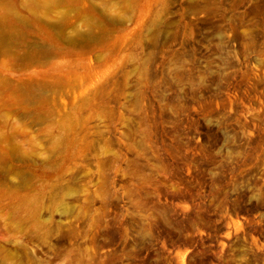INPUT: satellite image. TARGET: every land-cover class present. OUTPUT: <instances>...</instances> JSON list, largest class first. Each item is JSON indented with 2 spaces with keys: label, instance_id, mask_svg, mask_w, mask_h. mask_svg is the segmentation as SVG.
<instances>
[{
  "label": "rangeland",
  "instance_id": "374dc122",
  "mask_svg": "<svg viewBox=\"0 0 264 264\" xmlns=\"http://www.w3.org/2000/svg\"><path fill=\"white\" fill-rule=\"evenodd\" d=\"M0 264H264V0H0Z\"/></svg>",
  "mask_w": 264,
  "mask_h": 264
},
{
  "label": "trees",
  "instance_id": "16d2710c",
  "mask_svg": "<svg viewBox=\"0 0 264 264\" xmlns=\"http://www.w3.org/2000/svg\"><path fill=\"white\" fill-rule=\"evenodd\" d=\"M241 210L245 211L246 210V205L244 203H241Z\"/></svg>",
  "mask_w": 264,
  "mask_h": 264
},
{
  "label": "bare ground",
  "instance_id": "6f19581e",
  "mask_svg": "<svg viewBox=\"0 0 264 264\" xmlns=\"http://www.w3.org/2000/svg\"><path fill=\"white\" fill-rule=\"evenodd\" d=\"M84 35V34H83ZM88 35V34H87ZM59 36V35H58ZM92 36V35H91ZM86 37V36H85ZM84 36H83V39L81 40L82 42H86V41H83L84 40V38H85ZM90 37V36H89ZM91 39V38H90ZM79 43V42H78ZM47 91H49V90H47ZM53 99V98H52Z\"/></svg>",
  "mask_w": 264,
  "mask_h": 264
}]
</instances>
